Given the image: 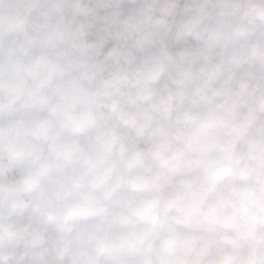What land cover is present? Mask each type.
Here are the masks:
<instances>
[{
    "label": "clouds",
    "instance_id": "clouds-1",
    "mask_svg": "<svg viewBox=\"0 0 264 264\" xmlns=\"http://www.w3.org/2000/svg\"><path fill=\"white\" fill-rule=\"evenodd\" d=\"M0 264H264V0H0Z\"/></svg>",
    "mask_w": 264,
    "mask_h": 264
}]
</instances>
